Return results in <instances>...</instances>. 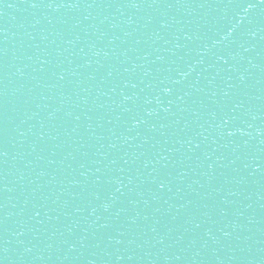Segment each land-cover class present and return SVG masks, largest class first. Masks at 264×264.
I'll use <instances>...</instances> for the list:
<instances>
[{"label": "water", "instance_id": "water-1", "mask_svg": "<svg viewBox=\"0 0 264 264\" xmlns=\"http://www.w3.org/2000/svg\"><path fill=\"white\" fill-rule=\"evenodd\" d=\"M0 264H264V0H0Z\"/></svg>", "mask_w": 264, "mask_h": 264}]
</instances>
